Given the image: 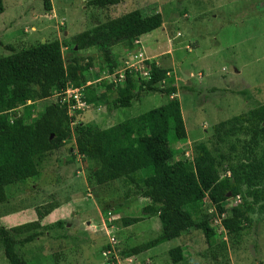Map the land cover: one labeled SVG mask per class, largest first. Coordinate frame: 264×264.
Listing matches in <instances>:
<instances>
[{"label":"rangeland","instance_id":"374dc122","mask_svg":"<svg viewBox=\"0 0 264 264\" xmlns=\"http://www.w3.org/2000/svg\"><path fill=\"white\" fill-rule=\"evenodd\" d=\"M50 1L51 9L45 10L43 0H2L0 56L10 53L1 42L20 49L57 39L69 61L77 54L70 42L75 34L134 9L161 13V26L134 40L131 50L123 49L114 70H123L125 61L137 66L140 59L144 66L153 61L170 68L167 79L158 85L167 87L172 79L178 88L172 96L180 101L187 132L184 140L170 135L173 159H183L186 167L192 168L199 152L196 145L204 144L216 158L221 177L230 175V167L235 169L239 193L229 194L226 206L249 204L250 221L239 232L227 233L205 198L189 210L196 220L210 215L215 231L212 244L201 230L193 229L125 257L124 250L161 231L157 215L145 214L143 220L129 225L121 221V217L142 215V207L149 202L142 192L149 187L140 180L131 183L124 179L96 184L91 177L93 163L76 153L72 139L44 156L37 175L6 187L7 199L0 203V226L7 229L37 219L36 208L43 211L57 205L40 220L41 234L32 242L17 245L23 259L29 264H264V132L249 113L264 103V0H122L105 7L92 5L90 0ZM93 49L83 55L95 56L85 73L86 84L92 82L104 90V84L114 83L113 76L97 48ZM134 79L137 83L142 79L137 70ZM106 92L107 100L88 104L81 113L71 109L75 116L72 127L90 124L105 128L169 98L162 92L139 91L130 107L116 109L111 106L117 95L115 85ZM59 96L55 91L49 98L35 101L33 116ZM21 108L11 110L10 116ZM247 156L258 166L241 167L250 161ZM58 220L62 224L56 223ZM112 235L116 246L111 255L106 245ZM177 245L185 255L173 262L168 250ZM0 264H9L1 237Z\"/></svg>","mask_w":264,"mask_h":264},{"label":"trees","instance_id":"16d2710c","mask_svg":"<svg viewBox=\"0 0 264 264\" xmlns=\"http://www.w3.org/2000/svg\"><path fill=\"white\" fill-rule=\"evenodd\" d=\"M121 1L89 2L105 7ZM43 7L50 10L51 1L43 0ZM3 11L0 0V14ZM161 24L160 12L147 14L139 8L83 30L72 36L70 42L76 49L96 47L97 54L101 55L111 73L116 69L123 49L131 50L134 40ZM1 45L10 53L0 56V203L7 199L8 185L37 175L38 163L44 156L73 139L76 153L93 163L91 177L96 184L124 179L131 183L140 180L149 187L142 192V196L149 200L141 209L142 215L121 217V221L123 225H129L143 220L146 215H157L161 231L155 237L124 250L125 257L142 253L193 229L201 230L207 243L212 244L215 231L210 215L206 213L196 220L189 210L205 198L213 205L227 233H237L248 225L249 204L226 206L228 195L239 193L235 169L230 167V175L221 177L216 158L202 143L196 145L199 152L193 158L192 168H187L183 159H173L175 151L170 145V135L172 139L184 140L187 132L180 101L177 96H172L178 88L172 84V79L167 87L158 85L167 79L170 68L147 62L150 77L138 83L134 71L125 69L121 82L104 84L103 90L92 82L86 84L85 73L94 57L76 54L66 61L57 39L20 49H15L11 43L1 42ZM69 85L82 88V99L87 105L103 98L107 100L106 90L114 85L117 93L112 99L114 108L131 106L139 91L162 92L169 98L159 106L105 128L90 124L72 127L75 116L71 109L77 113L81 110L71 108L74 99L62 101L61 95L47 104L37 117L33 116L35 101L49 98L55 91L62 93ZM19 106L21 111L10 116V111ZM249 113L257 120V128L264 132V103ZM251 142H256L254 137ZM246 158L250 161L241 167L258 166L252 163L251 157ZM56 206L51 204L43 211L36 208L37 219L32 221L9 229L0 226L4 256L9 264H29L16 247L34 241L41 234L40 220ZM56 223L62 224V220ZM23 233L24 236L17 238L16 235ZM106 248L110 249L111 244L107 243ZM168 254L173 262H177L184 258L185 252L177 245L170 248Z\"/></svg>","mask_w":264,"mask_h":264},{"label":"built area","instance_id":"2783aa9c","mask_svg":"<svg viewBox=\"0 0 264 264\" xmlns=\"http://www.w3.org/2000/svg\"><path fill=\"white\" fill-rule=\"evenodd\" d=\"M141 56V55H140ZM144 59H140L138 62V65L135 66L133 63H129L128 61H125L126 67L122 70H114L109 74V76H113V79L111 82L117 83L124 79V72L125 69H132L134 72L137 70L139 71V74L142 76V80H147L150 77V72L148 65L145 64V66L142 64ZM62 96V101H69L70 99L75 100V104L71 106V108H77V109H83L87 106V103L82 99L83 93L81 87H74L73 85H69L66 87L62 93H60ZM110 234V233H109ZM109 243L111 244V248L107 250V253L115 254V246H116V240L114 235L109 237ZM105 254V253H104Z\"/></svg>","mask_w":264,"mask_h":264},{"label":"crops","instance_id":"0c3cea01","mask_svg":"<svg viewBox=\"0 0 264 264\" xmlns=\"http://www.w3.org/2000/svg\"><path fill=\"white\" fill-rule=\"evenodd\" d=\"M137 41V40H136ZM94 47H89V48H85V49H76L75 51H77L76 53L77 54H80V55H84L85 53L84 52H86V51H90V50H94L93 49ZM93 57H95V56H93ZM185 74V73H184ZM190 84V83H189ZM166 101H164L163 103H165ZM130 107V106H129ZM117 109V108H116Z\"/></svg>","mask_w":264,"mask_h":264},{"label":"water","instance_id":"95a60500","mask_svg":"<svg viewBox=\"0 0 264 264\" xmlns=\"http://www.w3.org/2000/svg\"><path fill=\"white\" fill-rule=\"evenodd\" d=\"M183 77L187 79L188 78V75L187 74H183ZM189 83H190V81L187 80V84H189Z\"/></svg>","mask_w":264,"mask_h":264}]
</instances>
